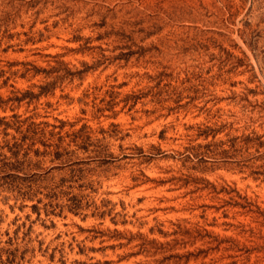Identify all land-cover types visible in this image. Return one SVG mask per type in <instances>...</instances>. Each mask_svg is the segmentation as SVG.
Returning <instances> with one entry per match:
<instances>
[{"label": "rangeland", "instance_id": "rangeland-1", "mask_svg": "<svg viewBox=\"0 0 264 264\" xmlns=\"http://www.w3.org/2000/svg\"><path fill=\"white\" fill-rule=\"evenodd\" d=\"M0 120V264H264V0H0Z\"/></svg>", "mask_w": 264, "mask_h": 264}, {"label": "trees", "instance_id": "trees-1", "mask_svg": "<svg viewBox=\"0 0 264 264\" xmlns=\"http://www.w3.org/2000/svg\"><path fill=\"white\" fill-rule=\"evenodd\" d=\"M87 68H85V69H83V70H78V71H76V72H71V73H69V74H78V73H80V72H82V71H85ZM35 71H37V69H34ZM50 85V83H46L45 85H43V86H39V92H38V94H40V93H44L45 91H47L48 89H49V86ZM26 94L27 95H33L32 94V92H30V91H25V92H23L22 93V96L24 97V96H26ZM37 94V95H38ZM1 121V120H0ZM5 125H6V123H4ZM263 160V164H261L259 167L262 169V171L259 173V174H261L263 177H264V159H262Z\"/></svg>", "mask_w": 264, "mask_h": 264}]
</instances>
